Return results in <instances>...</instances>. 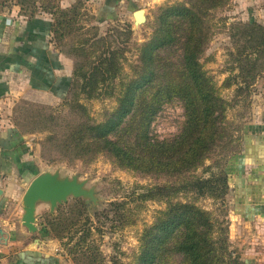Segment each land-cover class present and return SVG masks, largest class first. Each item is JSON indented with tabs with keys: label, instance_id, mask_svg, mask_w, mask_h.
Segmentation results:
<instances>
[{
	"label": "rangeland",
	"instance_id": "rangeland-1",
	"mask_svg": "<svg viewBox=\"0 0 264 264\" xmlns=\"http://www.w3.org/2000/svg\"><path fill=\"white\" fill-rule=\"evenodd\" d=\"M23 1L25 6L22 7L19 0H0V17H10L16 9L18 11L15 14L24 18H52L53 22V15L44 7H53L50 9L56 11L55 7L59 6L75 18L76 29L73 32L62 36L52 35L55 45L72 59L74 68L83 67L85 70L99 56L108 58L113 52L117 54L119 63L115 78L99 85L94 97L89 98L81 92L83 81L76 79L66 98L57 100L16 94L9 111L8 108L3 109L32 146L33 158L39 165L37 175L45 171H59L61 177L72 178L77 175L80 180H86V188L95 190L96 201L81 198L88 204L90 222L87 226L92 228L88 242H95L101 264H137L140 238L145 227L166 211L170 203L176 202L193 203L211 213L212 219L217 221L215 229H224V235L228 231V252L238 260L237 264H257L254 261L251 263L249 259V243L245 241L248 238H244L246 234L241 236L240 241L235 235L231 176L229 191L224 197L183 191L160 200L139 198L138 194L157 185H175L183 179L219 175L230 157L247 150L251 137L264 133V52H254L251 45L256 37L250 29L251 22L264 27V0H226L225 4L210 9L207 26L211 38L199 62L215 97L220 98L217 103L218 139L200 166L176 174L148 173L119 164L106 150L93 144L95 138L90 127L112 115L119 104L118 95L129 81L144 73H151L152 69L156 73L154 76L167 72L175 78L182 74L183 38L179 37L180 31L176 34L177 39L158 51L155 65L151 69L146 68L142 61V47L156 33L162 6L179 3L190 6L193 0ZM141 8L145 10L146 21L136 24L134 11ZM180 24L177 22L178 30H181ZM262 32L264 30L258 34ZM82 48L85 52L81 53ZM92 52H96V55ZM252 70L256 74L253 80L247 76ZM80 104L83 108L77 106ZM187 119L184 100L174 95L173 99L161 105L152 118L148 128L150 141L156 143L178 138ZM134 135L130 131L119 132L126 144L135 142ZM77 136L83 138L82 141ZM28 186L27 183L21 184L19 191L25 194ZM73 199L70 197L68 202L61 205L73 204ZM112 202L127 204L114 207ZM18 203L19 210L12 205L16 230L12 239L22 240L23 247H35L28 252L37 253L42 259L49 258V264H79L70 250L82 231L74 234L66 231L62 235L56 233L57 222L50 218L49 213L56 214L59 207L51 212L49 203H38V229L32 232L21 218L24 214L22 196L17 199ZM127 208L133 210L132 223L123 224L116 213L119 211L118 214H127ZM69 210L66 208L64 213L69 215ZM251 227L246 226L248 230ZM214 234L215 237L220 236V232ZM176 254H169L158 264H184Z\"/></svg>",
	"mask_w": 264,
	"mask_h": 264
},
{
	"label": "trees",
	"instance_id": "trees-1",
	"mask_svg": "<svg viewBox=\"0 0 264 264\" xmlns=\"http://www.w3.org/2000/svg\"><path fill=\"white\" fill-rule=\"evenodd\" d=\"M225 3L226 0H193L190 6L179 3L161 7L158 28L154 37L143 45L141 58L145 67L151 69L155 65L158 51L177 39L176 34L180 31L179 37L183 38L181 42L182 74L175 78L167 72L154 76L156 73L152 69L151 73H144L129 81L119 93V104L112 115L105 121L90 127L95 138L93 144L97 148L106 150L121 165L148 173H183L203 163L216 146L218 139L217 111L219 107L217 103L220 98L215 97L199 59L211 38L210 28L207 26L209 11ZM19 4L22 7L25 6L23 0H19ZM58 7H55L56 11L51 10L50 8L53 9V7L49 6L44 9L53 15L52 32L62 36L76 29L75 18L73 19V16H69L68 12ZM177 22H181V30L177 29ZM250 29L256 37L251 45L254 52L256 50L264 52V32L258 34L264 30V27L251 22ZM255 37L251 38L255 39ZM85 42L81 44L85 45ZM82 52H85V49L82 48ZM104 52L107 51L104 50ZM92 54L96 55V52ZM116 57L117 54L113 52L108 58L99 56V59L90 62L89 68L85 70L83 67H75L71 87L64 98L71 93L76 79L83 81L81 92L86 93L89 98L94 97L99 85L115 78L117 63H119ZM247 76L253 80L256 74L252 70L247 73ZM174 95L184 100L188 117L186 125L178 138L153 143L148 136L151 120L161 105L173 99ZM77 106L83 108L81 104ZM127 119L130 122L128 125ZM138 122H140L139 127ZM123 130L135 134L136 139L133 144H126L119 136V132ZM76 138L80 141L83 139L80 136ZM231 158L219 175L211 178L183 179L179 182L180 184L175 185L149 187L138 196L163 200L185 191L224 197L229 191L228 166ZM126 204V202L111 203L114 207ZM87 207L88 204L82 198H74L73 204L60 205L56 214L49 213V216L57 222L58 235L66 231L73 234L82 231L70 250L76 262L101 264L95 242H88L92 228L87 226L90 222ZM66 208H70L69 215L64 213ZM118 212L117 217L123 224L132 223L131 208H127V214H118ZM216 227L217 221L212 219L211 213L196 207L193 203H170L166 211L145 227L140 238V253L136 257V262L137 264H158L169 254L177 253L176 255L181 257L184 264L239 263L228 252V231L224 235L225 230H216ZM215 232H220V236L215 237ZM72 238L73 235H71Z\"/></svg>",
	"mask_w": 264,
	"mask_h": 264
},
{
	"label": "crops",
	"instance_id": "crops-1",
	"mask_svg": "<svg viewBox=\"0 0 264 264\" xmlns=\"http://www.w3.org/2000/svg\"><path fill=\"white\" fill-rule=\"evenodd\" d=\"M17 11L0 17V264H49V258L28 254L35 247L12 239L16 231L12 205L19 210L17 199L24 196L19 187L30 184L39 165L26 136L3 109L9 111L16 94L63 99L72 84L74 64L53 41L52 18L27 19ZM228 168L235 235L240 241L246 234L251 263L264 264V133L251 137L247 150L233 156ZM247 225L252 227L248 230Z\"/></svg>",
	"mask_w": 264,
	"mask_h": 264
},
{
	"label": "water",
	"instance_id": "water-1",
	"mask_svg": "<svg viewBox=\"0 0 264 264\" xmlns=\"http://www.w3.org/2000/svg\"><path fill=\"white\" fill-rule=\"evenodd\" d=\"M136 24L146 21L144 9L134 11ZM3 191L0 189V196ZM70 197L89 198L96 201L95 190L86 188V180H80L77 175L72 178L61 177L59 171H45L33 178L23 196V224L32 232L37 231L36 211L40 202L50 204L51 212L59 205L69 201Z\"/></svg>",
	"mask_w": 264,
	"mask_h": 264
}]
</instances>
